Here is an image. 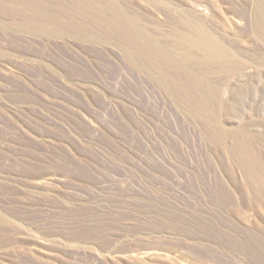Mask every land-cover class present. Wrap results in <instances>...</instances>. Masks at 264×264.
<instances>
[{
    "label": "rangeland",
    "instance_id": "1",
    "mask_svg": "<svg viewBox=\"0 0 264 264\" xmlns=\"http://www.w3.org/2000/svg\"><path fill=\"white\" fill-rule=\"evenodd\" d=\"M0 264H264V0H0Z\"/></svg>",
    "mask_w": 264,
    "mask_h": 264
}]
</instances>
